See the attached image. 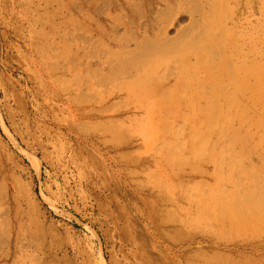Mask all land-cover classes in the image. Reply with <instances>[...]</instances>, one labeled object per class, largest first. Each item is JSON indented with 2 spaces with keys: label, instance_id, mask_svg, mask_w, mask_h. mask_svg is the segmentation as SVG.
I'll use <instances>...</instances> for the list:
<instances>
[{
  "label": "rangeland",
  "instance_id": "374dc122",
  "mask_svg": "<svg viewBox=\"0 0 264 264\" xmlns=\"http://www.w3.org/2000/svg\"><path fill=\"white\" fill-rule=\"evenodd\" d=\"M0 264H264V0H0Z\"/></svg>",
  "mask_w": 264,
  "mask_h": 264
},
{
  "label": "bare ground",
  "instance_id": "6f19581e",
  "mask_svg": "<svg viewBox=\"0 0 264 264\" xmlns=\"http://www.w3.org/2000/svg\"><path fill=\"white\" fill-rule=\"evenodd\" d=\"M180 39L182 40L183 38L181 37L172 41L170 39H163L158 37H154V38L143 37L140 40H138L136 50L132 51V50L123 49V51H121V53L118 54L115 60H110V61L108 60L109 62L107 64L111 68L112 73L123 74L126 73L129 68H135L138 70V68H140L141 66L140 60H142L144 56L147 57L148 55H152L157 52H170L176 46L179 45ZM123 54L124 56H122Z\"/></svg>",
  "mask_w": 264,
  "mask_h": 264
}]
</instances>
